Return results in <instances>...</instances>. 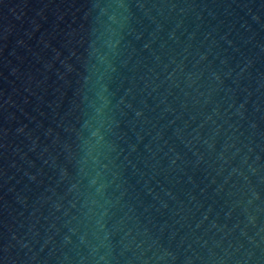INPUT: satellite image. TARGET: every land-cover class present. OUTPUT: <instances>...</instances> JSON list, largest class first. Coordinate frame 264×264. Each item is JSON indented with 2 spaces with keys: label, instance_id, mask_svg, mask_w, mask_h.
I'll return each instance as SVG.
<instances>
[{
  "label": "water",
  "instance_id": "95a60500",
  "mask_svg": "<svg viewBox=\"0 0 264 264\" xmlns=\"http://www.w3.org/2000/svg\"><path fill=\"white\" fill-rule=\"evenodd\" d=\"M0 264H264V0H0Z\"/></svg>",
  "mask_w": 264,
  "mask_h": 264
}]
</instances>
